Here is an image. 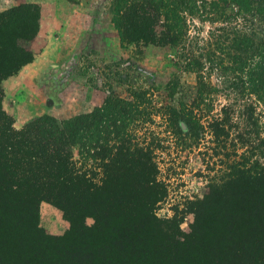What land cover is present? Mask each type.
<instances>
[{"label":"trees","instance_id":"1","mask_svg":"<svg viewBox=\"0 0 264 264\" xmlns=\"http://www.w3.org/2000/svg\"><path fill=\"white\" fill-rule=\"evenodd\" d=\"M114 7L122 39L173 49L175 64L197 83L173 80L165 91L177 102L158 109L150 92L128 87V98L112 92L89 114L40 117L17 130L1 106L2 82L34 62L29 41L40 13L33 4L0 13V264H264V166L211 182L192 203L195 222L181 239L156 215L167 197L154 156L161 144L138 133L163 111L184 145L207 128L218 144L226 142L232 110L210 114L218 92L208 81L213 73L264 106V0H115ZM196 15L222 23L210 31L207 49L186 45L188 18ZM18 34L30 40L20 45ZM42 202L71 223L66 237L39 228Z\"/></svg>","mask_w":264,"mask_h":264},{"label":"rangeland","instance_id":"2","mask_svg":"<svg viewBox=\"0 0 264 264\" xmlns=\"http://www.w3.org/2000/svg\"><path fill=\"white\" fill-rule=\"evenodd\" d=\"M115 0H8L0 3V13L24 4L39 7V30L31 40L17 35L18 44L29 41L35 55L33 63L2 82L1 106L21 130L29 122L45 116L64 121L91 113L102 107L107 97L116 93L128 98V87L150 92L148 98L162 105L177 102L166 95L167 84L175 79L195 85L197 76L176 65L177 57L169 47L145 46L125 41L114 20ZM215 1V0H203ZM186 45L207 49L210 31L222 23L211 24L198 15L189 17ZM221 25V26H220ZM194 46V47H193ZM206 53V51L204 52ZM217 89L213 95L212 117L230 106V132L226 142L218 144L207 128L201 140L187 139V145L167 126L163 111L153 124H141L143 142L153 137L161 144L154 149L159 180L167 187V197L156 209L157 217L177 236L187 237L195 222L192 203L203 199L212 182L226 181L242 172L255 173L264 166V106L255 96L241 97L216 73L208 79ZM254 113H248V107ZM204 121V120H203ZM204 124L207 123L204 121ZM178 131V130H177ZM77 159H79L77 157ZM164 221L170 222L165 223ZM94 219H86L91 228ZM39 228L49 237H66L71 223L56 206L42 202Z\"/></svg>","mask_w":264,"mask_h":264},{"label":"crops","instance_id":"3","mask_svg":"<svg viewBox=\"0 0 264 264\" xmlns=\"http://www.w3.org/2000/svg\"><path fill=\"white\" fill-rule=\"evenodd\" d=\"M7 1H8V0H0V3H1V2L4 3V2H7ZM27 1H33V2H36V1H37V2H41V1H43V0H27Z\"/></svg>","mask_w":264,"mask_h":264}]
</instances>
